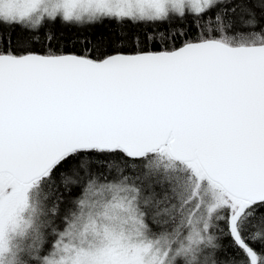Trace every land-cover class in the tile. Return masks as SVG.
<instances>
[{"label": "snow or ice", "instance_id": "snow-or-ice-1", "mask_svg": "<svg viewBox=\"0 0 264 264\" xmlns=\"http://www.w3.org/2000/svg\"><path fill=\"white\" fill-rule=\"evenodd\" d=\"M0 264H264V0H0Z\"/></svg>", "mask_w": 264, "mask_h": 264}, {"label": "trees", "instance_id": "trees-1", "mask_svg": "<svg viewBox=\"0 0 264 264\" xmlns=\"http://www.w3.org/2000/svg\"><path fill=\"white\" fill-rule=\"evenodd\" d=\"M67 35H69V36H72L73 38H75V39H77V47H80V44H79V39H82L83 38V36L84 35H86V33H75V32H72V31H69V32H67L66 33ZM67 50H69V51H72V50H75L73 47H72V44H71V42H69L68 43V48H67Z\"/></svg>", "mask_w": 264, "mask_h": 264}]
</instances>
